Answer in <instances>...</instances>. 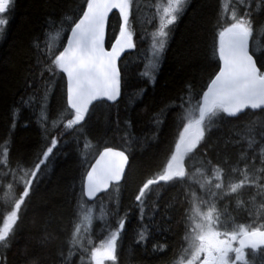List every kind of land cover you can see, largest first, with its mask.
Masks as SVG:
<instances>
[{
  "label": "trees",
  "instance_id": "trees-1",
  "mask_svg": "<svg viewBox=\"0 0 264 264\" xmlns=\"http://www.w3.org/2000/svg\"><path fill=\"white\" fill-rule=\"evenodd\" d=\"M160 2L133 0L130 20L136 47L120 65L126 81L122 83L120 101L94 104L85 119L86 127L67 130L64 125L68 114L58 115L66 107V78H61L63 74L51 78V73L44 70L43 52L48 50L46 44L50 42L44 36L46 32L55 35L59 22L63 21L66 28L71 20L77 19L85 0H14L7 15L9 23L5 34L0 35V227L14 209L12 199L21 194L23 181L19 177L23 171L34 168L54 137L57 148L48 162L41 165L38 183L33 181L34 191L21 206L14 241L8 248L0 245L2 264H31L33 260L37 264H82L81 251L72 248L70 254L69 241L73 222L78 218L76 214L82 217L92 207L93 224L85 239L89 251L83 257V264H91V249L99 247L110 234L104 221L97 219L101 213V204L97 201L101 198L104 211L119 207L120 215L127 212L125 230L118 241L116 264H174L187 247L188 216L194 203L200 199L213 201L212 193L221 191L214 188L218 171L223 172V191H227L230 184L244 178L249 156L255 155V167H260V145L248 149L245 137L250 135L246 125L255 121L258 122L255 139H264L261 136L264 129L259 123L264 121V114L260 109L248 110L244 119L225 120L214 128L196 150L199 155L192 154L194 158L186 159L189 177L183 189L151 186L145 218L140 219L135 201L139 187L164 170L175 149L176 113L180 109L172 105L178 106L180 98L187 96L189 85L193 94L206 90L205 85L218 71L220 61L214 51L218 26L229 22L233 11L237 16L247 11L252 16L254 30L261 29L258 42L264 47V0H233L228 12L225 0H188L177 23L168 29L169 37L153 83L141 73L147 72L151 59V46L160 23ZM116 14L109 22L107 47L118 36ZM53 21L57 24L53 25ZM257 64L259 66V60ZM46 86L47 120L41 127L37 113L39 98ZM33 96L36 99L31 104L35 106L22 108L13 127V109ZM157 115L163 121L160 125L154 123ZM104 147L125 151L130 165L122 184L113 186L111 191L90 203L85 197L81 199L82 181L85 170H89L88 162H94ZM249 175L255 179L251 167ZM208 180L212 183L208 184ZM261 187L264 188V183ZM260 190L246 184L241 190L240 206L236 198L226 196L216 201L217 208L226 204L238 223H264V216L255 215L264 199L257 194ZM153 206L157 211L149 220ZM201 209L206 211L207 205L202 204ZM107 220L114 229L115 217L108 216ZM142 226L148 227V239L137 243ZM84 232L82 229V235ZM161 245L163 251L153 250L154 246L158 249ZM249 253L262 256L249 257L250 264L264 262V249Z\"/></svg>",
  "mask_w": 264,
  "mask_h": 264
},
{
  "label": "snow or ice",
  "instance_id": "snow-or-ice-1",
  "mask_svg": "<svg viewBox=\"0 0 264 264\" xmlns=\"http://www.w3.org/2000/svg\"><path fill=\"white\" fill-rule=\"evenodd\" d=\"M188 0H167L166 5L160 10L159 30L154 36L152 43V58L149 61V71L142 72L141 76L148 78L154 83V73L159 68L161 55L164 52L169 37L170 26L175 25L180 15L185 11ZM14 6V0H0V35L5 34L10 14ZM117 10L114 17L119 21L118 36L114 37V43L109 42L105 48L106 30L109 29V14ZM133 0H85L80 15L71 20L67 27L63 21L59 22L55 35L45 33L44 39L50 41L46 44L47 51L43 52L44 70L51 73V78L63 74L66 78V107L58 114H68L64 128L73 129L75 126L86 127L85 119L90 108L96 104L105 102L115 103L121 97L122 78L121 56L129 49H135L134 31L130 18L132 17ZM70 20L71 18H65ZM53 25L57 22L53 21ZM255 31V35H254ZM65 32L70 35H64ZM261 29H255L253 19L247 11L237 16L232 12L230 21L218 26L215 39L214 51L218 55L220 66L218 71L205 85L206 90L193 94L192 86H188L186 97H181L178 106L180 111L177 116V138L175 149L168 160L166 167L159 174L143 182L135 196L139 216L144 220V209L151 199L149 189L153 185L161 187L171 186L183 189L188 184L189 171L186 168V159L194 158L192 154L197 153L202 142L210 136L214 128L225 120L244 119L248 113L246 110L260 109L264 114V47L259 45L258 39ZM39 48V45L37 44ZM126 59V57H125ZM260 61L258 66L257 61ZM126 76V71L124 73ZM51 78L49 83L51 82ZM141 93L143 89L140 90ZM35 96L28 97L21 102L19 107L13 109V127L15 118L24 107L35 106L31 102ZM48 88H44L43 96L39 98V112L37 120L44 127L47 120ZM163 111V110H162ZM154 123L160 125L163 121L159 115L154 117ZM258 122H250L246 125L247 148L259 147L260 167L256 168L257 157L249 156L244 167V178L228 186L223 191V172L218 171L215 175L214 188L221 190L213 192V201L200 199L194 203L191 215L188 216L187 232L185 240L187 247L183 249L181 264H250L246 258V249H252L253 254L264 248V223L245 224L236 222L232 214L228 212L227 205L217 208V202L224 200L226 196L236 198L238 206L241 205L240 198L242 189L246 184H251L261 189L257 194L264 198V139L257 141L255 132ZM264 129V121L259 122ZM53 121V127H56ZM80 129H77L79 131ZM47 132L48 129H45ZM264 138V131L261 132ZM57 148V139L51 140V146L43 153L42 159L35 164L32 170H24L19 177L23 181L21 194L13 198L14 209L3 220L0 227V245L4 248L11 246L15 239L17 223L20 220L21 206L25 204L30 192L34 191L33 181H37V173L41 165L48 162L49 156ZM202 151V150H201ZM243 151V149H242ZM129 163V155L125 151H115L112 147H104L98 152V158L94 162H88L90 170L86 169L82 181L81 199L96 200L101 192H107L109 187L115 183L117 186L125 179V169ZM253 169L255 179L249 175V168ZM235 171V169H232ZM15 176V173H13ZM38 183V181H37ZM208 184L212 181L208 180ZM11 188V185H9ZM103 198H101V201ZM101 201V213L97 218L104 221V227L110 231L106 239L102 240L99 247L90 251L91 264H105L111 261L116 264L118 241L121 233L125 230L127 212L120 215L119 207L109 211L103 210ZM175 201V198H174ZM206 204L207 210H202L201 205ZM157 209L152 208V214L148 217L152 220ZM73 222V231L70 237V254L72 248H79L81 261L88 254L85 239L88 231L92 228L93 217L91 214L79 216ZM256 216H264V199L257 206ZM115 217V228L108 222L107 217ZM82 229H85L82 235ZM148 227L142 226L138 231L137 243H143L148 239ZM47 240L48 237H45ZM154 251L164 250L161 245ZM2 264V262H0ZM31 264H37L35 260ZM264 264V262H262Z\"/></svg>",
  "mask_w": 264,
  "mask_h": 264
},
{
  "label": "water",
  "instance_id": "water-1",
  "mask_svg": "<svg viewBox=\"0 0 264 264\" xmlns=\"http://www.w3.org/2000/svg\"><path fill=\"white\" fill-rule=\"evenodd\" d=\"M115 13H117V10H113V12L112 13H110L109 14V22H110V19H111V17H112V15L113 14H115ZM70 35V34H69ZM107 41H108V30H106V35H105V48H106V50H110V48H108L107 47ZM132 49H129V50H126L123 54H122V56H121V61H122V59L131 51ZM121 97H122V91H121ZM121 97H120V99H121ZM120 99L119 100H117L114 104H116V103H118L119 101H120ZM107 103H109V104H113V103H111V102H107ZM92 108V107H91ZM91 108H90V110H91ZM90 110H89V112H90ZM249 110H251V109H249ZM256 110H259V109H256ZM246 111H248V110H246ZM87 118V117H86ZM113 150H115V151H120V150H117V149H113ZM126 154V153H125ZM127 155V154H126ZM98 158V157H97ZM129 165H130V159H129V163H128V166L126 167V169H125V176H126V173H127V170H128V168H129ZM89 170H90V168H89ZM123 181L124 180H122L121 182H120V184H122L123 183ZM113 186H117L115 183H113L110 187H109V189H108V191L107 192H101V193H99L98 195H97V197H96V199H98L100 196H102L103 194H106V193H108L109 191H111V189H112V187ZM86 199H87V197H85ZM87 201L88 202H90V203H93L94 201H96V200H88L87 199ZM264 248H262V249H260V250H263ZM253 252V250L252 249H246L245 250V252ZM259 251V250H258ZM258 251H256V252H258ZM255 252V253H256Z\"/></svg>",
  "mask_w": 264,
  "mask_h": 264
},
{
  "label": "rangeland",
  "instance_id": "rangeland-1",
  "mask_svg": "<svg viewBox=\"0 0 264 264\" xmlns=\"http://www.w3.org/2000/svg\"><path fill=\"white\" fill-rule=\"evenodd\" d=\"M161 2H160V5H159V15L161 16V9L166 5V3H167V0H160ZM237 1H241V0H237ZM233 2V0H225V10L228 12L229 11V9H230V5H231V3ZM159 30V29H158ZM167 31H168V29H167ZM152 53H153V50H152ZM151 58H152V55H151ZM151 60V59H150ZM147 68H148V70L147 71H149L150 69H149V63H148V66H147ZM92 209H94V208H89V209H87L86 210V214H89L91 211H92ZM91 214V213H90ZM251 254L249 253V252H246V258L247 259H249V257L251 258V259H254V258H262V256H259L258 254V256L257 255H254V256H250ZM182 259H187V257H183V255L182 256H180L176 261H175V263L174 264H181V261H182ZM108 262H111V261H105V264H107Z\"/></svg>",
  "mask_w": 264,
  "mask_h": 264
},
{
  "label": "bare ground",
  "instance_id": "bare-ground-1",
  "mask_svg": "<svg viewBox=\"0 0 264 264\" xmlns=\"http://www.w3.org/2000/svg\"><path fill=\"white\" fill-rule=\"evenodd\" d=\"M261 251V250H260Z\"/></svg>",
  "mask_w": 264,
  "mask_h": 264
}]
</instances>
